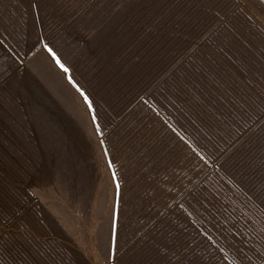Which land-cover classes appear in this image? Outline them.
<instances>
[{"label":"rangeland","instance_id":"1","mask_svg":"<svg viewBox=\"0 0 264 264\" xmlns=\"http://www.w3.org/2000/svg\"><path fill=\"white\" fill-rule=\"evenodd\" d=\"M89 1L0 0V104L17 116L24 110L39 161L26 166L22 156L12 153L11 159L0 151V178L7 179L0 180V188L18 201L0 211V238L6 242L0 252L10 260L25 249L20 234L37 232V226L40 238L50 234L59 239L70 264H144L129 255L134 222L129 212L150 207L159 213L189 190L191 175L200 170L204 178L211 175L216 164L202 157L195 136L204 144L214 140L228 110L236 109L249 85L259 84L264 26L234 0H215L209 6L202 2L208 12L188 11L205 29V15L213 10L226 12V19L212 27L211 42L183 66L177 80L167 75L154 87L152 98L168 100L166 109L156 102L145 105L147 99L126 110L92 107L93 95L84 96L61 67L70 65L68 50L57 58L49 48L65 46L70 7L84 19ZM8 88L12 96H6ZM0 141L8 146L5 136ZM246 156L231 160L244 166ZM22 161L24 171H31L27 186L35 211L17 190L22 184L13 180H18ZM230 165L225 164L230 174L243 173ZM118 210L121 221H127L116 236Z\"/></svg>","mask_w":264,"mask_h":264},{"label":"trees","instance_id":"2","mask_svg":"<svg viewBox=\"0 0 264 264\" xmlns=\"http://www.w3.org/2000/svg\"><path fill=\"white\" fill-rule=\"evenodd\" d=\"M214 1H89L84 19L70 7L65 46L60 50L48 47L57 58H62V49L68 50L65 56L70 57V65H62L84 96L93 95L92 107L126 110L141 99L148 100L146 105L156 102L151 95L165 76L177 80L183 66L211 42L212 27L224 25L226 12L207 13V29L202 28L203 21H195L188 14L208 12L202 4L209 6ZM50 13L55 15L52 9ZM79 62L81 66L74 67ZM257 69L259 84L249 85L236 109L228 110L214 140L204 144L199 134L194 135L202 157L216 164L214 172L206 178L204 170L191 175L189 190L159 213L147 207L126 215L128 220L134 217L127 239L133 248L129 247V255L144 264H264V65ZM5 94L12 96L11 88ZM157 105L166 109L169 102L162 100ZM104 116L109 121V115ZM12 125L14 128H10ZM189 126L188 121L187 130ZM0 135L8 144L0 141V151L11 159L12 153L22 156L26 166H37L36 138L24 110L17 116L16 110H3L0 104ZM233 155H247L246 164L232 161ZM149 162V167L156 170L157 165ZM227 162H232L229 168L233 172L244 169L243 173L230 174ZM23 163L18 180H13L22 184L17 190L35 211L27 186L31 171L25 172ZM0 180L7 181L5 177ZM9 197L13 196L1 185L0 211L18 202ZM120 212L115 219L116 236L119 226L127 221H121ZM33 227L37 232L20 234L25 238L20 256L10 260L0 252V264H70L59 239L50 234L40 238L42 232ZM5 243L0 238V247Z\"/></svg>","mask_w":264,"mask_h":264},{"label":"crops","instance_id":"3","mask_svg":"<svg viewBox=\"0 0 264 264\" xmlns=\"http://www.w3.org/2000/svg\"><path fill=\"white\" fill-rule=\"evenodd\" d=\"M264 26V0H234Z\"/></svg>","mask_w":264,"mask_h":264},{"label":"snow or ice","instance_id":"4","mask_svg":"<svg viewBox=\"0 0 264 264\" xmlns=\"http://www.w3.org/2000/svg\"><path fill=\"white\" fill-rule=\"evenodd\" d=\"M61 67H63V65H61Z\"/></svg>","mask_w":264,"mask_h":264}]
</instances>
